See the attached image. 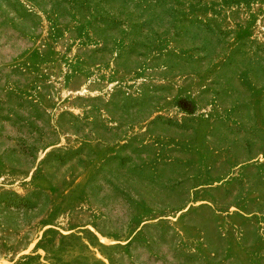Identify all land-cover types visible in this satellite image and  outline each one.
Returning a JSON list of instances; mask_svg holds the SVG:
<instances>
[{
  "label": "rangeland",
  "instance_id": "obj_1",
  "mask_svg": "<svg viewBox=\"0 0 264 264\" xmlns=\"http://www.w3.org/2000/svg\"><path fill=\"white\" fill-rule=\"evenodd\" d=\"M0 264H264V0H0Z\"/></svg>",
  "mask_w": 264,
  "mask_h": 264
}]
</instances>
